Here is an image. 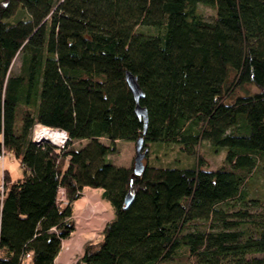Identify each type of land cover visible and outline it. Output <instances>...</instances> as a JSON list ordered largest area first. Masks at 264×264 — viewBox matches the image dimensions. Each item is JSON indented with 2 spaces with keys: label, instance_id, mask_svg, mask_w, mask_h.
<instances>
[{
  "label": "trees",
  "instance_id": "1",
  "mask_svg": "<svg viewBox=\"0 0 264 264\" xmlns=\"http://www.w3.org/2000/svg\"><path fill=\"white\" fill-rule=\"evenodd\" d=\"M243 84L256 89L232 95ZM36 122L67 140L33 142ZM139 135L144 160L176 145L195 161L135 174L107 159ZM201 140L223 151L213 169ZM0 148L20 170L4 171L0 264H53L83 186L113 215L78 264H264V183L260 197L246 186L264 157V0H0Z\"/></svg>",
  "mask_w": 264,
  "mask_h": 264
},
{
  "label": "rangeland",
  "instance_id": "2",
  "mask_svg": "<svg viewBox=\"0 0 264 264\" xmlns=\"http://www.w3.org/2000/svg\"><path fill=\"white\" fill-rule=\"evenodd\" d=\"M197 10L200 13L201 17L204 19H212L214 17V9L210 6L198 4ZM137 29L147 30L145 26H138ZM19 64H20L19 55H16L14 57V59L12 60L10 69L13 72H16ZM255 89H256V87L252 84H243V85L237 86L233 90L232 95L237 94V93H239V94L250 93V92L255 91ZM99 139L102 140L103 142H106V139L104 137H100ZM85 142H86L85 139L75 140L74 145L76 147H78V146L84 144ZM115 146H116V150L114 152L108 153L107 159L115 165H121V166L130 165L132 163V158L134 155L133 142L131 140L117 139L115 141ZM151 147H153V146H151ZM155 150L156 151L152 150L153 151L152 153L153 154L155 153V156H156L155 160H152V158H150V159L145 158V160H144L143 159L144 157H143L142 161L144 160V161H147L150 163H157V164L159 163L161 165H173V164L179 165V164H181L183 166L184 165L185 166L190 165V164H192V162L194 163V161H195L191 154H184V153L178 152L176 145H171V146L168 145V147L162 146L161 149L155 148ZM197 150L202 155V159H203L202 160L203 161L202 166L205 168L213 169L214 167L219 165L223 160V151L211 149L208 146L207 142L204 140H201V143H199ZM5 164H6L5 166L8 168L11 176L15 177V176L20 174L19 168L15 166L14 161H12L9 157H6ZM263 183H264V157L261 160H258L257 165L252 169L250 175L247 178L246 186L249 188L252 195L260 197L261 191L263 188ZM85 191H90V192L93 191L94 193L98 194L99 198L107 204L109 214L104 219L101 228L99 230H97L96 233L94 234L95 236L93 235L90 238H87V239L82 241L81 249L77 250L76 252H74L72 254L70 264H78L80 256L82 254V247H83L84 243L86 241L94 240V239L98 238L100 236V231H101L104 223L108 219H110L113 215L112 206L110 205V203L106 199H104L101 196V188L83 186L81 191H80V194L82 195ZM57 198L59 200L61 198H63L61 188L57 192ZM71 215L73 218V228L75 227V229H73L71 231L70 235L68 237H66V238H68L66 240L71 239L75 235V231H76V218H75V213H74L73 208H72ZM61 243H62V241H61ZM60 249H62L61 245H60ZM55 262H56V260L54 259L53 264H58L57 262L56 263Z\"/></svg>",
  "mask_w": 264,
  "mask_h": 264
},
{
  "label": "bare ground",
  "instance_id": "3",
  "mask_svg": "<svg viewBox=\"0 0 264 264\" xmlns=\"http://www.w3.org/2000/svg\"><path fill=\"white\" fill-rule=\"evenodd\" d=\"M73 209L76 218L75 235L62 242V249L55 258L58 264H70L72 254L81 249L82 241L93 236L109 214L107 204L93 191H85L74 202Z\"/></svg>",
  "mask_w": 264,
  "mask_h": 264
},
{
  "label": "water",
  "instance_id": "4",
  "mask_svg": "<svg viewBox=\"0 0 264 264\" xmlns=\"http://www.w3.org/2000/svg\"><path fill=\"white\" fill-rule=\"evenodd\" d=\"M124 79L125 82L129 88V90L132 93L133 99H134V112L137 116V118L141 119L142 121V133L144 132V129L146 127L147 123V115H146V109L144 106L140 105L138 100L139 98L143 97L144 93L139 87V84L137 83L136 77L128 70L124 73ZM44 141H46L44 139ZM142 137L139 135L134 140V155L132 158V169L133 173L137 174L142 169V158L144 156V152L146 148H142ZM132 199V193L127 191L123 197V206L126 207L129 205Z\"/></svg>",
  "mask_w": 264,
  "mask_h": 264
},
{
  "label": "built area",
  "instance_id": "5",
  "mask_svg": "<svg viewBox=\"0 0 264 264\" xmlns=\"http://www.w3.org/2000/svg\"><path fill=\"white\" fill-rule=\"evenodd\" d=\"M67 132L63 128L48 126L39 122L32 125L31 128V140L35 143H40L44 139L57 146H62L67 140ZM9 154L0 148V206L4 195V171H5V160Z\"/></svg>",
  "mask_w": 264,
  "mask_h": 264
},
{
  "label": "crops",
  "instance_id": "6",
  "mask_svg": "<svg viewBox=\"0 0 264 264\" xmlns=\"http://www.w3.org/2000/svg\"><path fill=\"white\" fill-rule=\"evenodd\" d=\"M12 161H14V163H15V166L17 165L16 164V161L15 160H13V159H11ZM6 165V164H5ZM17 167V166H16ZM9 171V170H8ZM9 174H10V172H9ZM11 176V175H10ZM12 178H14V176H11ZM16 177V176H15ZM29 254H27V256H26V260L28 261V258H29ZM57 258V257H56ZM55 259V258H54Z\"/></svg>",
  "mask_w": 264,
  "mask_h": 264
}]
</instances>
